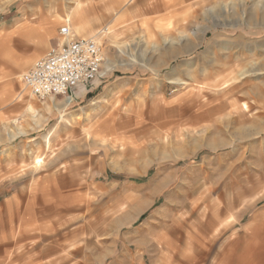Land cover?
<instances>
[{
    "label": "rangeland",
    "instance_id": "374dc122",
    "mask_svg": "<svg viewBox=\"0 0 264 264\" xmlns=\"http://www.w3.org/2000/svg\"><path fill=\"white\" fill-rule=\"evenodd\" d=\"M107 1L0 0V264H264V0ZM66 24L103 75L30 96Z\"/></svg>",
    "mask_w": 264,
    "mask_h": 264
},
{
    "label": "built area",
    "instance_id": "2783aa9c",
    "mask_svg": "<svg viewBox=\"0 0 264 264\" xmlns=\"http://www.w3.org/2000/svg\"><path fill=\"white\" fill-rule=\"evenodd\" d=\"M61 41L51 46L22 75L24 87L37 99L72 97L103 75V51L93 37H74L68 24L59 28Z\"/></svg>",
    "mask_w": 264,
    "mask_h": 264
},
{
    "label": "crops",
    "instance_id": "0c3cea01",
    "mask_svg": "<svg viewBox=\"0 0 264 264\" xmlns=\"http://www.w3.org/2000/svg\"><path fill=\"white\" fill-rule=\"evenodd\" d=\"M126 2H128V1H130V0H125ZM186 0H176V1H174L176 4L175 5H178L179 3H183V2H185ZM122 2H124V0H109V1H107V2H104L102 5H95V4H92V5H89V7H88V11H90V12H100V13H103L102 12V10L103 9H105V8H109V7H107V6H110V4H114V3H116V5L117 6H120L121 4H122ZM154 5V6H153ZM152 5V7H146L145 6V8H144V11L143 12H146V11H154V9H155V6H156V4H153ZM133 11V4L131 5V4H129V6L128 7H126L125 9H124V11L122 12L123 14V16H124V21L123 22H127L128 21V16L130 15V13ZM127 16V17H126ZM34 27L32 26V27H30V26H28V25H20V26H16V27H14V31L13 32H17L16 34H13V35H9V36H6V37H3V38H1L0 39V41H3V42H1V44L3 43V45H5V49H8V47H7V44L11 41H17V42H19V43H21V44H30V42H29V38H31V34H32V32L34 31L35 32V37H36V40L38 41L39 40V38H41L40 37V33L38 32V30L37 29H33ZM14 35L16 36V37H14ZM27 41H26V40ZM28 42V43H27ZM29 48H32V50L27 54V56H28V58H33L34 56H36L37 54H38V49H40L41 47L43 48V46H44V39H41V41H40V43L39 44H37V43H33L32 45H27ZM109 63H111L112 65H113V67H115V65L110 61V60H106V62H105V70L106 71H109L110 69H107L106 68V65L107 64H109ZM113 69V68H112ZM111 69V70H112ZM23 83V82H22ZM23 88H24V90H27L25 87H24V85H23ZM17 91H20V89H18ZM22 91H23V89H22ZM28 91V90H27ZM5 92H8V91H5ZM18 95H20V93L18 94ZM29 95L30 96H32L31 94H30V92H29ZM52 99H54V98H52ZM63 99H61V100H57V99H54V100H51V102L48 104V103H46L45 105V109H47V111L48 112H51L53 109L54 110H57L58 112L59 111H62V110H64V109H66V107H67V105H68V101L65 103V105L62 107V108H56V106H55V103L56 102H58V101H62ZM64 101V100H63ZM53 103V104H52ZM27 109L29 110V111H34L33 110V108H32V105L31 104H28V106H27ZM46 137H48V134H46V135H44L43 136V138L45 139ZM43 139V140H44ZM47 190V189H46ZM251 260V259H250Z\"/></svg>",
    "mask_w": 264,
    "mask_h": 264
},
{
    "label": "bare ground",
    "instance_id": "6f19581e",
    "mask_svg": "<svg viewBox=\"0 0 264 264\" xmlns=\"http://www.w3.org/2000/svg\"><path fill=\"white\" fill-rule=\"evenodd\" d=\"M112 67H113V65L111 64V65H108L107 68L110 69ZM65 103H66L65 100L64 101H58V102L55 103V106H56V108H62L65 105Z\"/></svg>",
    "mask_w": 264,
    "mask_h": 264
}]
</instances>
